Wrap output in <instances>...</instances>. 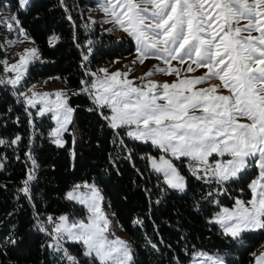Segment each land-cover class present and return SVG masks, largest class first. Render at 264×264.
<instances>
[{
	"label": "snow or ice",
	"instance_id": "obj_1",
	"mask_svg": "<svg viewBox=\"0 0 264 264\" xmlns=\"http://www.w3.org/2000/svg\"><path fill=\"white\" fill-rule=\"evenodd\" d=\"M16 5L20 11H27L30 0H16ZM99 7L109 17L105 22L135 41L138 55L133 65L155 58L167 67L149 69L138 78L141 84L128 79L131 68L125 72L101 68L102 75L86 70L85 76L93 79L81 80L80 92L71 94L87 93L95 105L88 110L98 112L111 129H123L128 137L151 142L169 154L170 158L161 155L158 160L150 159L153 170L163 175L170 189L184 192L186 188L185 177L172 158H186L193 176L205 183L215 182L220 188L242 179L250 169H257L256 178L248 184L251 199L237 198L232 208H221L209 222L219 225L223 234L233 239L264 230V0H102ZM10 21L0 23L9 31L18 29L28 39L18 17L14 15ZM58 39L50 37L49 44ZM18 55L17 63L2 62L4 71L14 75L0 76V85H10L14 95L29 64L40 59L36 48ZM82 58L86 62L89 56L82 53ZM173 61L177 63L174 65ZM183 65L186 68L180 67ZM200 68L206 69L202 75L181 77L182 71L194 73ZM155 72L176 79L171 83L144 82ZM213 79L220 83L196 87ZM34 88L28 89L31 95L19 92L28 106L25 111L29 123L33 114L28 109L41 105L36 115L51 113V119L57 122L51 135L54 143L63 147L62 132L67 131L75 111L68 105V93H37ZM224 89L227 95L222 94ZM51 96L55 99H49ZM20 140L16 136L11 145ZM6 144L0 139V145ZM26 155L32 168L20 191L31 200L30 182L35 179L38 164L31 151ZM3 167L0 163V169ZM81 187L89 191L80 192ZM220 194L217 191L216 195ZM66 199L85 206L88 215L83 219L61 215L56 220L48 216L45 222L34 214L39 230L50 237L48 246L62 253L66 264H82L65 246L69 242L80 246L82 256L87 258L85 264H131L128 242L110 238L114 234L109 233L110 221L101 208L103 198L97 187L75 185ZM253 256L254 264H264V253ZM197 262L224 264L222 258L204 252L194 253L193 264Z\"/></svg>",
	"mask_w": 264,
	"mask_h": 264
},
{
	"label": "trees",
	"instance_id": "obj_2",
	"mask_svg": "<svg viewBox=\"0 0 264 264\" xmlns=\"http://www.w3.org/2000/svg\"><path fill=\"white\" fill-rule=\"evenodd\" d=\"M92 3L31 0L27 11H20L16 0H0V9L17 16L20 27L39 45L40 59L30 64L27 81L48 76L63 81L69 105L75 110L66 142L59 147L51 135V117H39L35 109H28L33 114L30 124L22 97L14 95L12 87L0 85V139L8 142L0 145V163L4 165L0 169V264H66L62 253L48 246L50 237L39 230L34 214L46 222L48 216L55 220L63 212L80 208L66 199L67 191L79 181L93 179L117 221L133 237L131 264H189L198 250L224 252L227 264H252L253 253L264 243V230L246 233L240 239L225 236L219 225L209 222L215 206L209 201L207 183L190 174L187 191L168 188L163 176L151 167L149 155L155 151L151 143L111 129L98 112L88 110L95 105L87 93L71 94L80 92L81 80L93 79L85 76L86 70L97 74L135 49L130 37L104 31L100 23L91 20ZM53 36L59 39L50 45ZM4 41L6 26L0 23V60L12 55L5 50ZM82 53L88 54V61H83ZM3 73L0 61V76ZM16 136L21 140L11 145ZM29 151L38 164L30 182L31 200L20 191L32 168L26 155ZM231 184L250 192L247 180ZM66 247L85 264L87 258L78 244L69 242Z\"/></svg>",
	"mask_w": 264,
	"mask_h": 264
},
{
	"label": "rangeland",
	"instance_id": "obj_3",
	"mask_svg": "<svg viewBox=\"0 0 264 264\" xmlns=\"http://www.w3.org/2000/svg\"><path fill=\"white\" fill-rule=\"evenodd\" d=\"M92 1H93V3L91 5V11H90L91 20L100 23L101 28L104 31H108L109 29H112V31H116L118 34L127 36V34L123 32V30L114 26L112 23L105 22L106 20L109 19V17H107L106 14L99 7V5L102 3V0H92ZM12 16L13 15H11L9 13V11H7L6 9H0V20H2V21L9 20V22H11L10 17H12ZM27 37H28V39H25L24 34H21L18 29H14L13 31H9L6 27V41H4V48L7 52H10V54H12V55H10V56L6 55V56L2 57V59L0 61L1 62L6 61L7 64H9V65L17 63L19 60L18 54H22V53H24L25 49H30V48H36L38 50V53L40 54V48H39V45L37 44V42L35 41V39L29 35H27ZM134 43H135V41H134ZM137 55H138V53L136 51V43H135L134 51H132L131 53H129L128 55H126L123 58L116 59L115 61L111 62L110 64H108L107 66H105L103 68L108 69L109 72H115L117 70H120L121 72H125V71H128L129 68H131L132 70L129 72L128 79L133 80L135 84H141L142 81L139 80L138 78L144 76V74L149 69H153L155 66L167 67L166 65H164L163 61L157 60L155 58L147 59L144 61L143 64L137 63V64L133 65L132 61L137 58ZM172 63L175 65L177 62L173 61ZM3 66H4V64H3ZM29 66H30V64H29ZM29 66H28V69H29ZM180 67L183 69V68H186V65H183ZM205 71H206V69H203V68L198 69L194 73H185L184 71H182L181 77H183L185 75H187L189 77L199 76V75H202ZM12 75H14V74L9 73V72H5V71L2 74V76L5 78L10 77ZM97 75H102V73L98 72ZM27 76H28V72L25 76V79L21 82V86H19L18 89L15 90L18 94H19V92L23 91L25 93H28V95H31V93L28 92V89L33 88V86H35L34 91H36L37 93H55L56 91H63V92L68 93V87L66 86V84L59 79H52L53 76H48L42 80H37V81H27ZM175 79H176L175 76H169V75H165L163 73L155 72L152 76L147 77L144 82H147V80H151V81L160 82V83H163L165 81L171 83ZM218 83H220L218 80L213 79L208 83L197 85L196 87L197 88L208 87L209 84H218ZM7 86H10V85H7ZM222 94L227 95L228 94L227 90L226 89L222 90ZM22 99L24 100L23 97H22ZM49 99H55V97L51 96V97H49ZM67 102H68V96H67ZM25 105H26V103H25ZM68 105H69V102H68ZM26 107H28V106L26 105ZM40 107H41V105L38 104L37 109ZM29 109H32V108H29ZM37 109H35V110L37 111ZM108 114H110V113H108ZM46 115L51 117V113L46 114ZM72 115H73V113H72ZM71 119H72V117H71ZM52 120L54 122V125L52 127L51 133L57 127L56 120H54V119H52ZM243 122H247V121H243ZM68 127H69V124L67 125V130H68ZM120 130H123V129H120ZM123 131L125 132V130H123ZM65 133H66V131L62 132V140L64 143L66 142ZM125 136H127V135L125 134ZM52 137H53V139H55L54 136H52ZM141 142H143V141H141ZM149 143H151V142H149ZM153 147H154L155 151L151 152L149 155L150 164H151L150 158H155L158 160L161 155L166 156V158H170L169 154L163 153L161 150L157 149L155 146H153ZM217 159H222V158L217 157ZM172 161H173L174 165L180 171L181 175L185 177V183H186L185 191H187L189 189L190 174H192L191 171L189 170L187 159L181 158L180 160H176L175 158H172ZM209 162L210 163L212 162V158H209ZM151 167H152V164H151ZM257 172H258V170L255 168L250 169L246 174L243 175L242 179L235 180V182H241L243 180H247V185H248L251 182V180L256 178ZM200 174L203 175V172L201 171ZM198 180L201 181V179H198ZM231 182H233V181L227 182L225 184L224 188H220V186L217 185L215 182L207 183L210 192L213 193V195L210 196L209 201L211 204H213L215 206L213 216L210 218V220L214 217L215 213H217L221 210V208H232V206L235 203V200L237 198L242 199V200L251 199V193L249 191L245 190L244 186L240 187L237 184L228 185V183H231ZM85 184H88V185L94 184L97 187V189L99 190L100 195L103 198L102 201L100 202L101 208H102L103 212L105 213L107 219L110 221L109 233L114 234V236H110V238L118 237V238L128 242V244L130 245V248H131L132 261H133L134 242H133L132 235L117 221V219L115 217V212L113 211L111 206L109 204H107L105 196L103 195V191H102L100 185L97 183V181L95 179L83 180V181L77 182L75 185L83 186ZM73 187L68 189L67 193L69 191H71L73 189ZM224 189H226V192ZM79 191L80 192H88L89 190L87 188L81 187L79 189ZM217 191H219L222 194L216 195ZM234 191H239L240 194H238V195L234 194L233 193ZM226 198H230L233 201L230 203L226 200ZM217 200L219 201L218 204L214 202ZM73 202L76 203L78 206H80V208L76 207L72 210V212H63V213L57 215L55 217V220L61 215H67L72 219H83L86 217V215H88L87 209L85 206L77 203L76 201H73ZM197 252H204V253H207L208 255H211L213 257H220L223 259L224 264H227L224 252H210V251H203V250H198ZM260 253H264V243L258 245V247L255 250V254L257 256L260 255ZM193 258H194V256L190 260L189 264H193ZM254 261H255V258H254L252 264H254ZM197 264H198V262H197Z\"/></svg>",
	"mask_w": 264,
	"mask_h": 264
}]
</instances>
